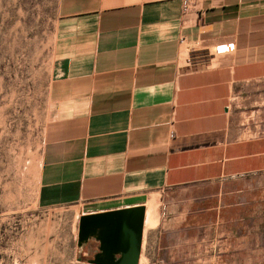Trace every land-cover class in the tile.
I'll return each instance as SVG.
<instances>
[{
	"label": "crops",
	"instance_id": "crops-1",
	"mask_svg": "<svg viewBox=\"0 0 264 264\" xmlns=\"http://www.w3.org/2000/svg\"><path fill=\"white\" fill-rule=\"evenodd\" d=\"M262 80L264 0L185 15L182 0H61L39 205L79 220L145 207L143 252L149 203L264 173V136L236 135L230 112Z\"/></svg>",
	"mask_w": 264,
	"mask_h": 264
},
{
	"label": "rangeland",
	"instance_id": "rangeland-1",
	"mask_svg": "<svg viewBox=\"0 0 264 264\" xmlns=\"http://www.w3.org/2000/svg\"><path fill=\"white\" fill-rule=\"evenodd\" d=\"M60 3L0 0V264H92L98 251L79 246L78 213L38 201ZM230 112L236 135L264 136V80L238 87ZM148 210L142 264H264V173L168 192Z\"/></svg>",
	"mask_w": 264,
	"mask_h": 264
},
{
	"label": "water",
	"instance_id": "water-1",
	"mask_svg": "<svg viewBox=\"0 0 264 264\" xmlns=\"http://www.w3.org/2000/svg\"><path fill=\"white\" fill-rule=\"evenodd\" d=\"M145 220V207L84 216L79 222V246L99 244L92 264H140Z\"/></svg>",
	"mask_w": 264,
	"mask_h": 264
},
{
	"label": "built area",
	"instance_id": "built-area-1",
	"mask_svg": "<svg viewBox=\"0 0 264 264\" xmlns=\"http://www.w3.org/2000/svg\"><path fill=\"white\" fill-rule=\"evenodd\" d=\"M195 2L196 0H182V12L184 15L187 14L194 7ZM230 48L232 49V46H230Z\"/></svg>",
	"mask_w": 264,
	"mask_h": 264
}]
</instances>
